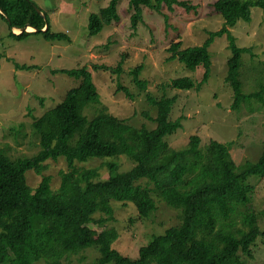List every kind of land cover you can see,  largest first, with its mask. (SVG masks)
<instances>
[{"label": "trees", "instance_id": "1", "mask_svg": "<svg viewBox=\"0 0 264 264\" xmlns=\"http://www.w3.org/2000/svg\"><path fill=\"white\" fill-rule=\"evenodd\" d=\"M120 0L90 15V33L100 32L106 24L119 22ZM131 23L134 29L144 19V8L162 11L167 5L195 7L187 0H130ZM215 9L224 18L223 26L209 31L202 44L182 47L181 40L169 47L170 58L182 61L195 71L205 68L200 81L185 75L171 80L179 89H198L207 83L212 66L210 46L217 36L227 34L232 55L228 59L226 80L234 91L232 107L253 97L263 99L259 91H244L241 79L243 54L251 47L240 46L231 27L238 20L252 19V7L264 8V0H215ZM0 16L7 19L11 35L18 38L41 32L49 40L69 38L66 32L53 31L48 16L42 15L34 0H0ZM168 18V14H166ZM26 24L37 31L19 34L14 27ZM48 25L46 30L43 28ZM1 57V53H0ZM125 53L116 66L94 63L59 71L81 78V83L68 90L65 98L35 118L33 127L41 149L31 156L12 158L0 148V264H35L46 259L47 264H61L66 254L97 246L100 256L96 264H245L241 255L254 256L253 246L264 235L260 218L264 208L252 203L255 183L264 179V143L256 160L236 163L231 154V141L210 139L202 145L201 136L192 134L182 147H172L167 136L183 127L185 116L171 117L177 96L163 95L151 102L158 107L156 127H137L121 118L102 103L93 79L92 69L118 73L124 70ZM18 69H30L17 63ZM143 64L131 71L135 83L146 89L148 81L141 77ZM118 78V88L133 97L128 86ZM90 105H98L92 115L85 113ZM146 116H150L145 111ZM125 155L134 166L120 170L115 160ZM65 157L68 169L62 173L59 188L52 187L51 176L44 175L39 184L31 186L27 172L43 173L45 162ZM92 158L108 159L110 175L100 177V166L81 168L77 162ZM141 179L150 181L141 183ZM155 193L167 205L180 210V222L157 233L141 246L137 257H131L114 247L117 229L101 231L90 223L107 224L114 220L113 200L135 203L139 216L148 218L157 209ZM97 213L102 216L96 217ZM240 218V219H238Z\"/></svg>", "mask_w": 264, "mask_h": 264}, {"label": "rangeland", "instance_id": "2", "mask_svg": "<svg viewBox=\"0 0 264 264\" xmlns=\"http://www.w3.org/2000/svg\"><path fill=\"white\" fill-rule=\"evenodd\" d=\"M40 13L48 16L53 31L66 32L68 39H47L43 33H31L18 38L11 35L9 23L0 16V148L12 158L31 156L41 149L40 139L33 127L35 118L61 102L69 89L78 86L81 78L59 71L61 68L93 67L94 63L116 66L125 53L124 70L118 77L110 70L92 69L93 79L101 94L102 103L115 115L129 118V123L154 128L158 107L148 94L159 99L163 95L177 96L171 117L185 116L183 127L166 138L172 147L185 146L192 134H199L202 145L210 139L231 141V154L236 163L256 160L264 143V95L244 101L238 109L232 107L234 91L226 80L228 59L232 55L227 34L217 36L210 46L212 66L207 83L201 89H179L169 85L172 79L189 75L202 80L205 68L195 71L178 59L170 58L169 47L181 40L182 47L202 44L209 31L220 29L224 16L214 6L215 0H187L195 7L175 5L162 11L145 7L144 19L137 29L132 27L130 0H120L119 22L106 24L96 33H90V15L98 12L110 0H34ZM168 14V18H166ZM18 28L19 30H17ZM15 30V31H14ZM240 46L251 47L243 54L241 79L244 91L251 93L264 87V8L252 7L250 21L240 19L231 27ZM13 31L21 33L20 27ZM17 31V32H16ZM17 63H26L30 69H18ZM143 64L141 77L148 81L142 89L134 81L132 69ZM128 86L133 97L118 88L117 79ZM98 105H90L85 113L92 115ZM94 111V112H95ZM149 112L150 116L144 114ZM108 159L92 158L77 162L81 168L100 166V177L110 175ZM120 170H128L135 164L127 156L115 159ZM68 169L65 157L48 159L43 173L27 172L28 183L35 187L44 175L51 176L52 187L59 188L62 173ZM253 206L264 208V179L254 178ZM149 182L141 179L142 184ZM157 209L148 218L139 216L132 201L113 200L114 220L107 224L90 223L99 231L115 227L118 237L114 247L131 257H137L141 246L147 244L157 233L180 222V210L171 207L155 193ZM102 216L97 213L96 217ZM240 219V218H238ZM264 230V216L260 218ZM254 256L246 254L245 264H264V235L253 246ZM100 251L91 246L79 252L66 254L61 264H96ZM35 264H47L41 259Z\"/></svg>", "mask_w": 264, "mask_h": 264}, {"label": "water", "instance_id": "3", "mask_svg": "<svg viewBox=\"0 0 264 264\" xmlns=\"http://www.w3.org/2000/svg\"><path fill=\"white\" fill-rule=\"evenodd\" d=\"M0 10L2 11V9L0 8ZM39 10V12H40V9H38ZM29 27H32V30H30V28ZM48 28V25H46V27L45 28H43V30H46ZM20 29H21V32H23V31H37L38 30V28L37 27H35V26H33V25H30V24H26L25 26H23V27H20Z\"/></svg>", "mask_w": 264, "mask_h": 264}, {"label": "bare ground", "instance_id": "4", "mask_svg": "<svg viewBox=\"0 0 264 264\" xmlns=\"http://www.w3.org/2000/svg\"><path fill=\"white\" fill-rule=\"evenodd\" d=\"M30 28V30H32V27H29ZM17 30H19L18 28H16ZM15 31V30H14ZM17 32V31H16Z\"/></svg>", "mask_w": 264, "mask_h": 264}]
</instances>
